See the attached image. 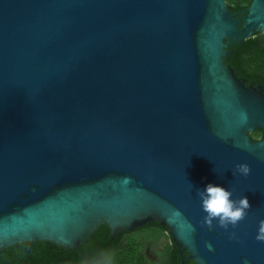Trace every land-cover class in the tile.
Here are the masks:
<instances>
[{
  "label": "water",
  "instance_id": "1",
  "mask_svg": "<svg viewBox=\"0 0 264 264\" xmlns=\"http://www.w3.org/2000/svg\"><path fill=\"white\" fill-rule=\"evenodd\" d=\"M258 32L264 0L243 17L226 0H0V249L159 222L196 264H264V87L226 65ZM208 183L248 198L235 228L203 225Z\"/></svg>",
  "mask_w": 264,
  "mask_h": 264
},
{
  "label": "trees",
  "instance_id": "2",
  "mask_svg": "<svg viewBox=\"0 0 264 264\" xmlns=\"http://www.w3.org/2000/svg\"><path fill=\"white\" fill-rule=\"evenodd\" d=\"M239 17L246 15L252 0H226ZM243 11L242 14L240 12ZM226 57L238 77L247 86L264 87V33L242 42H233ZM259 129L250 133L253 141L261 139ZM168 241H164L167 240ZM154 249L153 255L147 251ZM0 264H196L184 255L172 239L170 230L159 222L121 231L113 236L107 224L100 225L79 248H64L49 241L26 242L0 249Z\"/></svg>",
  "mask_w": 264,
  "mask_h": 264
},
{
  "label": "clouds",
  "instance_id": "3",
  "mask_svg": "<svg viewBox=\"0 0 264 264\" xmlns=\"http://www.w3.org/2000/svg\"><path fill=\"white\" fill-rule=\"evenodd\" d=\"M250 166L247 163L235 165V174L247 177L250 174ZM199 197L201 210L204 213L203 225L212 229L216 227L227 230L230 226L235 228L244 219L250 204L246 196L234 199L232 192L219 184L208 183L202 189H196ZM235 233H230L229 238H235ZM258 241L264 242V235L257 234ZM212 250L211 243L205 245ZM247 264V262H245Z\"/></svg>",
  "mask_w": 264,
  "mask_h": 264
},
{
  "label": "rangeland",
  "instance_id": "4",
  "mask_svg": "<svg viewBox=\"0 0 264 264\" xmlns=\"http://www.w3.org/2000/svg\"><path fill=\"white\" fill-rule=\"evenodd\" d=\"M164 241H168V239L167 240H164ZM159 246L158 245H155V247H153V248H151V249H148V253L150 254V255H153L152 253H153V251H154V249H157Z\"/></svg>",
  "mask_w": 264,
  "mask_h": 264
},
{
  "label": "flooded vegetation",
  "instance_id": "5",
  "mask_svg": "<svg viewBox=\"0 0 264 264\" xmlns=\"http://www.w3.org/2000/svg\"><path fill=\"white\" fill-rule=\"evenodd\" d=\"M241 14V13H240ZM185 251L184 250H181V254L184 255ZM190 258V257H189Z\"/></svg>",
  "mask_w": 264,
  "mask_h": 264
}]
</instances>
